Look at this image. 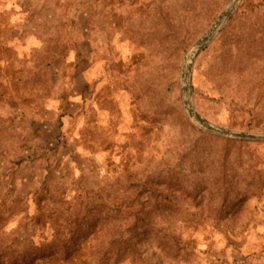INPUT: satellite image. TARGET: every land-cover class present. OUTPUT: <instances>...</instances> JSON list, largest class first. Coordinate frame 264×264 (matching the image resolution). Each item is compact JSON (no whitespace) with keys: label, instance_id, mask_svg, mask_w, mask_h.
Masks as SVG:
<instances>
[{"label":"rangeland","instance_id":"374dc122","mask_svg":"<svg viewBox=\"0 0 264 264\" xmlns=\"http://www.w3.org/2000/svg\"><path fill=\"white\" fill-rule=\"evenodd\" d=\"M230 1L0 0V264H264V141L182 100ZM191 84L202 118L264 135V0Z\"/></svg>","mask_w":264,"mask_h":264},{"label":"water","instance_id":"95a60500","mask_svg":"<svg viewBox=\"0 0 264 264\" xmlns=\"http://www.w3.org/2000/svg\"><path fill=\"white\" fill-rule=\"evenodd\" d=\"M240 0H231L229 5L220 14L214 24L209 28V30L195 43L193 49L189 52L188 56L184 61V65L181 71V91L183 106L188 117L201 129L217 134L219 136L240 139V140H253V141H264V135L260 134H250L244 132H234L224 129L219 126H215L208 122L206 119L202 118L200 114L195 110L191 96H192V65L199 54V52L211 42V40L220 32L225 23L229 20L237 4Z\"/></svg>","mask_w":264,"mask_h":264},{"label":"bare ground","instance_id":"6f19581e","mask_svg":"<svg viewBox=\"0 0 264 264\" xmlns=\"http://www.w3.org/2000/svg\"><path fill=\"white\" fill-rule=\"evenodd\" d=\"M98 27H99V26H98ZM156 27H159V26H156ZM120 30H121V29H120ZM150 32H151V31H150ZM94 34H95V33H94ZM151 35H152V34H151ZM154 35H155V36L157 35L158 37H159V36L161 37V31H160V30L155 31V32H154ZM154 35H153V36H154ZM163 35H164V34H163ZM97 36H98V35H97ZM150 42H151V41H150ZM165 42H166V41H165ZM98 43H99V42H98ZM160 46H161V45H160ZM160 46H159V47H160ZM97 48H98V47H97ZM97 48H96V49H97ZM164 49H165V48H164ZM159 50H160V48H159ZM149 51H150V50H149ZM155 51H156V50H155ZM99 52H100V51H99ZM95 55H96V54H95ZM154 55H155V54H154ZM145 56H146V55H145ZM107 57H108V56H107ZM107 59H108V58H107ZM108 64H109V63H108ZM108 64H107V65H108ZM149 72H150V71H149ZM141 73H142V72H141ZM145 73H146V72H145ZM137 74H138V73H137ZM138 75H139V74H138ZM138 77H139V76H138Z\"/></svg>","mask_w":264,"mask_h":264}]
</instances>
